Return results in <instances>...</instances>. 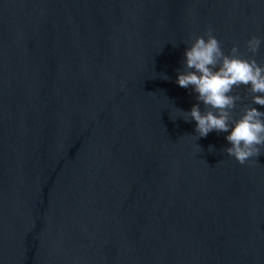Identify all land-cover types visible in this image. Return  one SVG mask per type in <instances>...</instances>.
I'll use <instances>...</instances> for the list:
<instances>
[{"label": "water", "instance_id": "95a60500", "mask_svg": "<svg viewBox=\"0 0 264 264\" xmlns=\"http://www.w3.org/2000/svg\"><path fill=\"white\" fill-rule=\"evenodd\" d=\"M209 28L264 62V0H0V264H264V147L179 110Z\"/></svg>", "mask_w": 264, "mask_h": 264}, {"label": "clouds", "instance_id": "9594fccd", "mask_svg": "<svg viewBox=\"0 0 264 264\" xmlns=\"http://www.w3.org/2000/svg\"><path fill=\"white\" fill-rule=\"evenodd\" d=\"M260 47L261 39L252 35L246 41L252 55L241 53L237 45L225 53L209 28L190 40L184 52V68L177 71L176 77V83L183 88L191 86L197 101L204 105L203 111L199 104H193L190 111L178 108L184 120L190 117L196 122L199 137L211 131L228 133L225 139L231 146L223 151L241 165L260 155L264 147V111L252 106H264V62L255 58ZM241 86L250 94L251 104H244L240 114L234 116L233 110L242 99L234 90ZM209 149L214 148L210 145Z\"/></svg>", "mask_w": 264, "mask_h": 264}]
</instances>
